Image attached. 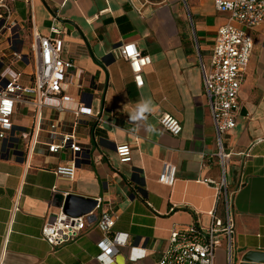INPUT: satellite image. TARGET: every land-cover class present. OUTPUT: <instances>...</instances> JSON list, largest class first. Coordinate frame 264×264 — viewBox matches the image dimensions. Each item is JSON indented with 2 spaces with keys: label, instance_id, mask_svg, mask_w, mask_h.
<instances>
[{
  "label": "crops",
  "instance_id": "obj_1",
  "mask_svg": "<svg viewBox=\"0 0 264 264\" xmlns=\"http://www.w3.org/2000/svg\"><path fill=\"white\" fill-rule=\"evenodd\" d=\"M182 3L10 0L22 26L16 51H30L32 33L45 36L51 23L59 26L62 57L73 62L74 84H82L70 88V95L101 121L81 116L74 124L71 113L41 109L44 122L59 119L58 132L72 133L82 147L69 180L52 172L67 162L69 152L47 154V132L36 131L32 111L18 109L13 121L19 141L0 155V264H97L103 234L96 220L102 210L114 217L107 237L125 240L112 264H156L172 228L207 227L211 213L224 219L223 195L216 198L222 179L231 202L233 234L229 263L222 241L215 264L238 263L247 251L264 253V19L247 29L252 53L238 91L235 126L222 138L230 153L222 176L198 57L207 63L225 13L217 12L211 0ZM128 42L150 57L140 87L127 61L114 53ZM142 98L153 102L148 122L155 132L148 133L146 123L129 120ZM162 114L180 122L178 135L159 124ZM24 131L27 143L21 140ZM125 142L131 145V161L120 163L115 145ZM29 145L33 151L27 153ZM163 163L176 168L171 186L157 181ZM69 195L100 198L101 204L84 216L85 227L76 238L51 246L40 238V229L53 221Z\"/></svg>",
  "mask_w": 264,
  "mask_h": 264
},
{
  "label": "built area",
  "instance_id": "obj_2",
  "mask_svg": "<svg viewBox=\"0 0 264 264\" xmlns=\"http://www.w3.org/2000/svg\"><path fill=\"white\" fill-rule=\"evenodd\" d=\"M159 1L163 3L166 0ZM181 1L185 3V0ZM211 1L214 9L225 13V17L215 31L207 63H204L200 56L198 61L205 104L211 116L217 143L214 156L217 157L221 174L224 176L230 153L225 151L222 138L236 123L239 110L238 91L245 80V71L253 47L247 29L257 27L264 19V0ZM21 29V22L16 18L10 0H0V155L5 153V147H10L13 143L17 145L19 141V138L14 136L18 127L13 121L14 115L18 109L29 110L34 114L36 131H45L48 134L45 152L54 156L63 151L69 152L67 162L54 167L52 172L57 177L73 179L82 147L72 133L58 132L61 124L59 119L53 118L48 123L44 122L41 109L48 107L56 115L71 113L74 116V124L81 116L90 117L95 123L100 122L101 117H91L85 111L84 104L70 95V88H80L82 84H74L71 74L73 62L62 57L63 39L60 27L53 22L48 28V35L32 33L28 52L16 51L15 48ZM114 53L127 61L133 82L140 87L143 68L150 64V57L141 53L131 42L121 43ZM20 65L23 66L22 69ZM49 100L55 103L50 104ZM158 122L172 135H178L182 130L180 122L170 114H162L158 117ZM21 140L27 143V132H21ZM32 151L33 147L29 145L27 153ZM115 154L120 163H129L131 145L127 142L115 145ZM175 174L174 165L163 163L157 181L171 186ZM224 186L222 179L216 196L219 199L223 195L224 219L211 213V221L207 227L190 224L172 228L167 245L160 252L156 264H215V253L221 247L222 241L229 263L233 216L230 198ZM100 204L101 199L97 198L95 208H99ZM16 205L15 202L14 209ZM90 214L92 212L83 216H70L60 208L52 222L42 225L40 238L51 246L72 241L85 227L84 216ZM96 225L103 236L97 243L99 252L95 260L97 264H112L125 240L119 239L117 235L107 237L114 225L111 212L102 210Z\"/></svg>",
  "mask_w": 264,
  "mask_h": 264
},
{
  "label": "water",
  "instance_id": "obj_3",
  "mask_svg": "<svg viewBox=\"0 0 264 264\" xmlns=\"http://www.w3.org/2000/svg\"><path fill=\"white\" fill-rule=\"evenodd\" d=\"M21 154V151H18ZM96 206L95 199H85L74 195L65 198L62 210L70 216H83L94 210ZM235 264H264V253L256 251H247L241 255L240 261Z\"/></svg>",
  "mask_w": 264,
  "mask_h": 264
},
{
  "label": "clouds",
  "instance_id": "obj_4",
  "mask_svg": "<svg viewBox=\"0 0 264 264\" xmlns=\"http://www.w3.org/2000/svg\"><path fill=\"white\" fill-rule=\"evenodd\" d=\"M153 112V102L150 98H142L138 101L133 108L132 112L129 114V120L139 125L140 123H146V131L148 133L155 132V127L148 122V115Z\"/></svg>",
  "mask_w": 264,
  "mask_h": 264
},
{
  "label": "rangeland",
  "instance_id": "obj_5",
  "mask_svg": "<svg viewBox=\"0 0 264 264\" xmlns=\"http://www.w3.org/2000/svg\"><path fill=\"white\" fill-rule=\"evenodd\" d=\"M182 5H185L184 3H182ZM188 26H189V28H190V23H188ZM27 44H24V46H26ZM17 46V44L15 45V47ZM20 68L22 69L23 68V66L22 65H20ZM14 118H18V116H15Z\"/></svg>",
  "mask_w": 264,
  "mask_h": 264
},
{
  "label": "snow or ice",
  "instance_id": "obj_6",
  "mask_svg": "<svg viewBox=\"0 0 264 264\" xmlns=\"http://www.w3.org/2000/svg\"><path fill=\"white\" fill-rule=\"evenodd\" d=\"M5 103H7V102H5Z\"/></svg>",
  "mask_w": 264,
  "mask_h": 264
}]
</instances>
